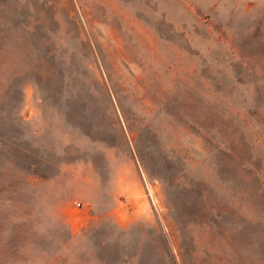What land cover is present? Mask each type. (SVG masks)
Segmentation results:
<instances>
[{
  "label": "rangeland",
  "instance_id": "obj_1",
  "mask_svg": "<svg viewBox=\"0 0 264 264\" xmlns=\"http://www.w3.org/2000/svg\"><path fill=\"white\" fill-rule=\"evenodd\" d=\"M263 57L264 0H0V264H264Z\"/></svg>",
  "mask_w": 264,
  "mask_h": 264
},
{
  "label": "trees",
  "instance_id": "obj_2",
  "mask_svg": "<svg viewBox=\"0 0 264 264\" xmlns=\"http://www.w3.org/2000/svg\"><path fill=\"white\" fill-rule=\"evenodd\" d=\"M263 59H264V57H263ZM243 62H244V60H243ZM233 159H235V158H239V156L238 155H236L235 153H234V151L232 150V152H231V154H229Z\"/></svg>",
  "mask_w": 264,
  "mask_h": 264
},
{
  "label": "built area",
  "instance_id": "obj_3",
  "mask_svg": "<svg viewBox=\"0 0 264 264\" xmlns=\"http://www.w3.org/2000/svg\"><path fill=\"white\" fill-rule=\"evenodd\" d=\"M78 205L80 206V205H81V203H78Z\"/></svg>",
  "mask_w": 264,
  "mask_h": 264
}]
</instances>
